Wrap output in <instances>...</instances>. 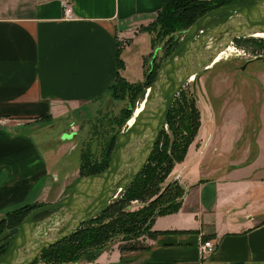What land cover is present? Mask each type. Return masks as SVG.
Returning <instances> with one entry per match:
<instances>
[{"label": "crops", "instance_id": "0c3cea01", "mask_svg": "<svg viewBox=\"0 0 264 264\" xmlns=\"http://www.w3.org/2000/svg\"><path fill=\"white\" fill-rule=\"evenodd\" d=\"M67 2L72 19L63 0H0V220L66 198L83 178L82 142L111 104L110 88L120 76L145 79L153 51L146 30L164 0ZM77 113L82 125L74 119L58 131L59 142L77 143L55 148L48 131ZM237 119L244 123L232 134L225 117L203 123L174 179L185 189L181 206L155 219L144 250L115 245L83 264H264V113ZM69 148L81 153L72 169ZM205 241L217 245L207 259Z\"/></svg>", "mask_w": 264, "mask_h": 264}, {"label": "water", "instance_id": "95a60500", "mask_svg": "<svg viewBox=\"0 0 264 264\" xmlns=\"http://www.w3.org/2000/svg\"><path fill=\"white\" fill-rule=\"evenodd\" d=\"M225 14H234V17L204 31L211 20ZM258 33H264V0L225 6L197 21L160 68L157 94L151 97L150 89L146 104L134 124L118 136L109 167L97 175L81 178L66 198L34 210L17 228L10 230L3 240L13 238V242L9 252L0 258V264H33L44 250L69 238L92 215L109 204L143 172L184 85L195 77V90L210 62H214L236 39ZM220 34H223L222 40L215 47L206 49L208 43ZM251 62L264 63V57H256ZM44 213L50 214L36 221Z\"/></svg>", "mask_w": 264, "mask_h": 264}, {"label": "rangeland", "instance_id": "374dc122", "mask_svg": "<svg viewBox=\"0 0 264 264\" xmlns=\"http://www.w3.org/2000/svg\"><path fill=\"white\" fill-rule=\"evenodd\" d=\"M253 1L255 0H245V3L238 4L257 3ZM183 12H185L183 14L184 30H182L181 32H176L173 35H166V31L159 24H156L150 28L155 49L153 48L151 55L146 61V72H150V64L154 54L156 55L154 63L155 69L151 73V77L149 78V80L147 82H144L145 86L138 89L119 88L120 90L116 92L115 96L110 93L108 94V97L105 98H109L111 100V104L108 105L107 103H104L105 105L100 111L98 121L96 122V124H94L95 126H97L96 129L94 130L92 127L90 129V132L86 134L87 138L82 142L85 148L88 147V150L90 149L89 157L92 163H95L101 159L103 160L104 158L106 161H108L107 164L109 165L112 152H114L115 146L117 144L118 136L120 135V133L127 130L128 127L133 123L132 118L135 110L146 98L148 90H152L150 95L151 97L157 94L158 89L156 84L158 81V72L160 71L163 63L167 60V54L171 51L174 45H179L187 31H189L193 23H195L200 16V13L195 12L193 9ZM232 17H234V14H225L218 16L206 25L204 31L206 32L218 25H221ZM222 38L223 34L216 36L208 43L205 48L211 49L215 47L217 43L222 40ZM231 46L238 52L230 48L222 58L217 60V62L209 68L208 71L203 72L200 76L201 88L197 85L196 89L194 90L193 81L188 82L184 85V87L176 97L181 98V100L184 102L185 100L183 99V96H185L189 100V102L195 103V107L200 112L202 126L203 123L204 126H206L207 122H210L214 117L221 119L225 117L226 119H228L226 121H230L231 123L227 131L229 134H232L236 131V126L244 123L242 121L240 123L237 122V118L244 116L254 117L255 115L262 116L264 113V63L251 62V60H254L256 57H264V39L248 37L239 38L236 39L234 43L231 44ZM243 68H245L244 71ZM216 106H220L222 108V111H218L215 108ZM243 106H246L248 108L246 109L247 112L244 111V109L242 108ZM131 107L133 108L132 112L128 110ZM83 116V114L77 113V116L72 117V119L70 120L71 122H69L67 119L60 120L55 125V127L51 128L48 131L49 135L53 134L55 137V148H57V146L62 143H64V146H70L71 148L72 145L74 146V144L77 143L79 137L75 138L72 141L66 140L65 142H59V139L62 140V136L59 137L58 131L62 132L61 128L74 123V119H76L77 122L82 125V121H84V118L82 119ZM93 117L94 116H92L91 119L94 120L95 118ZM128 123H130V125ZM248 129L249 134H253L256 129L258 130L255 125L249 126ZM164 132L166 134L161 141L160 148L164 149V145H166L165 143L169 137V144H167V146L165 147V150H169L173 145L172 141L174 137L169 129L168 124L163 133ZM112 137L115 138L113 141ZM104 149H106V151L108 150L107 152L110 151V156L108 154H105L103 156L102 152ZM80 154L81 153L79 149L71 151L67 154L65 158L67 160L69 168L72 169L74 166H76V164H79ZM180 168L181 163L175 164V167L173 168L169 177L160 186V188H162L161 191H163V189L167 187V185L171 184L174 179L177 178ZM175 181H177V179ZM125 193L126 192L122 190L117 197H113L111 199L110 204L115 200H118L125 196ZM154 199L156 198H153L152 200ZM171 199L172 198H168L160 202L157 205V209L155 210V212H157L159 209L162 210L166 208L168 201ZM144 206L145 205L141 202L133 201L131 203L130 212L134 213L138 212L139 210H145ZM49 214L50 213H44L37 217V219H42ZM95 214L90 218L99 216ZM135 215L136 214H133L132 217H130V222L124 227L130 228L131 231L125 232V234H121L108 240V247H106L104 250H108L110 247H113L115 245L119 247L133 246L135 248L141 249L145 248L148 245V240L154 235V232L152 231V220L154 217L149 219L146 212L141 213L138 216ZM27 217H25L24 219H26ZM147 218L149 219L148 221H146ZM106 223L107 221H104V224ZM2 235H4V233ZM12 242L13 238H10L8 252L10 250ZM64 249H66V246L60 245L59 249L51 253L52 255L42 252L47 255L41 254L33 264H83L82 261L92 258L94 254L100 251L96 250V252H90L89 254L81 258L80 262L69 263L62 262V259L64 258L61 256L65 254Z\"/></svg>", "mask_w": 264, "mask_h": 264}, {"label": "trees", "instance_id": "16d2710c", "mask_svg": "<svg viewBox=\"0 0 264 264\" xmlns=\"http://www.w3.org/2000/svg\"><path fill=\"white\" fill-rule=\"evenodd\" d=\"M238 3H245V0H210L207 2H202L200 0H164L163 8L159 12L157 20L154 24L149 26L146 31L151 34L150 28L156 24H159L166 31V35H173L176 32H181L182 30H184L183 14L185 12L183 11L193 9L195 12L200 13L199 19L197 20L199 21L202 17L213 10L229 5H236ZM195 23H193V25ZM152 45L154 48L153 39ZM177 47L178 45H174L172 47L171 51L167 54V58L177 49ZM230 48L235 50L234 48H232V46ZM154 56L155 54L153 55V57ZM154 63L155 60L152 64H150V72H146L143 82L132 84L127 82L120 76L116 84H114L110 88L108 94L112 93L113 96H115L116 92L120 89H138L140 87H144V82H147L149 80V78L151 77V73L155 69ZM119 66L120 68L122 67L121 61L119 62ZM183 99L185 100L184 102L181 100V98H176L168 118V126L174 137L172 141L173 145L170 147V149L165 150V147L167 146V144H169V137L165 143L166 145H164V149L160 148L161 141L166 134L164 132L160 136L157 145L143 172L137 178H135L130 185L123 189L126 192L125 196L118 200H115L111 204L109 203L102 207L99 212L96 213L99 216L90 218L89 221H87L73 235L60 242L56 246L44 250V253L52 255L51 253L59 249L60 245L66 246V249H64L65 254L61 256L64 258L62 259V262L77 263L80 262L81 258L86 256L90 252H96V250H100L99 252L94 254L92 258L82 261V263L94 262L96 258L103 251H105L104 249L108 247V240L121 234H125V232L131 231L130 228L124 227L130 222V217H132L133 214H136L135 216H138L141 213L146 212L149 219L154 217L152 220L153 227V223L158 216L174 213L180 208L182 199L185 195V189L181 186L180 183H178L179 181H173L171 184L167 185V187H165L163 191H161L162 188H160V186L169 177L173 168L175 167V164L184 162L186 154L202 126L200 112L195 107V103L189 102V100L185 96H183ZM128 110L132 112L133 108L131 107ZM114 139L115 138L112 137V141ZM107 151L106 149L103 150V156L105 154H108L110 156V151ZM89 155L90 149L83 155L82 177L97 175L99 173H102L109 167L110 163L108 165V161H106L104 158L103 160L101 159L95 163H92ZM153 198L156 199L152 200ZM168 198L172 199L168 201L166 208L162 210L159 209L157 212H155V210L157 209V205ZM133 201H138L144 204L145 210H139L138 212L134 213L130 212L131 203ZM40 207L43 206H25L13 212L7 213L0 220V258L8 252L10 241V239L4 241L3 238L10 230L17 228L25 220L24 218L27 217L32 211ZM47 216L48 215H46L42 219H37L36 221L43 220ZM149 219L147 218L146 221H148ZM104 221H107V223L104 224ZM3 233L4 235H2ZM120 248L123 251L144 250V248H135L133 246H121ZM44 253H42V255H47Z\"/></svg>", "mask_w": 264, "mask_h": 264}, {"label": "built area", "instance_id": "2783aa9c", "mask_svg": "<svg viewBox=\"0 0 264 264\" xmlns=\"http://www.w3.org/2000/svg\"><path fill=\"white\" fill-rule=\"evenodd\" d=\"M64 6V17L66 19L73 18V8L70 3L67 1H63ZM203 33V32H201ZM233 44V43H232ZM5 126V122L3 119H0V128ZM116 195L115 197H117ZM217 250V245L213 241H205L201 246V254L203 259H207L211 257Z\"/></svg>", "mask_w": 264, "mask_h": 264}, {"label": "bare ground", "instance_id": "6f19581e", "mask_svg": "<svg viewBox=\"0 0 264 264\" xmlns=\"http://www.w3.org/2000/svg\"><path fill=\"white\" fill-rule=\"evenodd\" d=\"M247 38V37H246ZM248 38H259V39H261V38H264V33H258V34H256V35H254V36H252V37H248ZM230 47H231V45L225 50V51H223L222 53H220V55H218V57L216 58V60H214V62H210L209 63V66H208V70H209V68L210 67H212L216 62H217V60H219L220 58H222L227 52H228V50L230 49ZM207 70V71H208ZM194 78L195 77H193L192 79H190V81L189 82H191V81H194ZM150 90H148V92H149ZM148 94V93H147ZM147 97V96H146ZM145 104H146V98L144 99V101L140 104V106L135 110V113H134V115H133V118H132V120H133V123L130 125V123H128L130 126H132L133 124H134V122H135V118L142 112V110H143V108H144V106H145ZM131 120V121H132Z\"/></svg>", "mask_w": 264, "mask_h": 264}]
</instances>
